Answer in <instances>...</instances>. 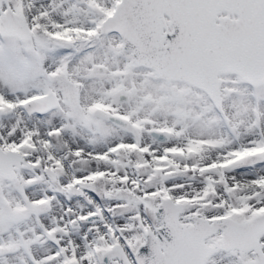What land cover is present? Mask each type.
Instances as JSON below:
<instances>
[{
	"label": "snow or ice",
	"instance_id": "snow-or-ice-1",
	"mask_svg": "<svg viewBox=\"0 0 264 264\" xmlns=\"http://www.w3.org/2000/svg\"><path fill=\"white\" fill-rule=\"evenodd\" d=\"M0 264H264V0H0Z\"/></svg>",
	"mask_w": 264,
	"mask_h": 264
}]
</instances>
